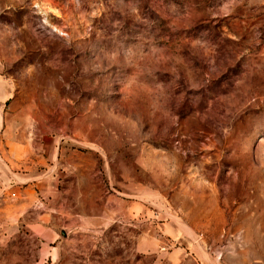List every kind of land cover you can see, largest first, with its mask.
<instances>
[{
    "label": "rangeland",
    "instance_id": "1",
    "mask_svg": "<svg viewBox=\"0 0 264 264\" xmlns=\"http://www.w3.org/2000/svg\"><path fill=\"white\" fill-rule=\"evenodd\" d=\"M198 246L264 264V0H0V264Z\"/></svg>",
    "mask_w": 264,
    "mask_h": 264
},
{
    "label": "crops",
    "instance_id": "2",
    "mask_svg": "<svg viewBox=\"0 0 264 264\" xmlns=\"http://www.w3.org/2000/svg\"><path fill=\"white\" fill-rule=\"evenodd\" d=\"M193 248V247H192ZM195 250V249H194ZM195 252V253H193ZM192 253L194 255H192ZM190 256V262L191 264H193L194 261H197L196 260V257L199 259V260H207L208 259V255L206 252H204L200 246H198V248H196V251H189L187 253V251H184V253L182 251H176L174 253V258H175V263L176 264H186L188 263V257Z\"/></svg>",
    "mask_w": 264,
    "mask_h": 264
}]
</instances>
